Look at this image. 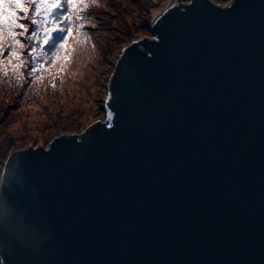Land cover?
Instances as JSON below:
<instances>
[{"label": "water", "instance_id": "95a60500", "mask_svg": "<svg viewBox=\"0 0 264 264\" xmlns=\"http://www.w3.org/2000/svg\"><path fill=\"white\" fill-rule=\"evenodd\" d=\"M104 78V121L11 152L0 264H264V0L175 1Z\"/></svg>", "mask_w": 264, "mask_h": 264}, {"label": "rangeland", "instance_id": "374dc122", "mask_svg": "<svg viewBox=\"0 0 264 264\" xmlns=\"http://www.w3.org/2000/svg\"><path fill=\"white\" fill-rule=\"evenodd\" d=\"M171 1L172 0H143L142 6H137V1L128 0V5L136 8L131 17H127L125 14L123 15V20L127 22V25L123 26L121 34L113 32L112 35H109L110 32H106L109 31L108 27H105V24L108 25L114 20L111 26L115 27L119 20L115 18L109 20L106 18V21H104L102 17L103 19L99 18L97 20H103L106 22L105 24L99 21L95 23L97 20H94L95 15L93 14L91 22L90 20L89 22L86 20V22L90 23V25L94 27V30L96 29L97 31L95 39L90 43L87 40H82L80 26L82 23L79 24L78 31V26L74 25L76 18L71 16V22L67 28L70 31L65 32L67 33L65 35L67 39L63 46L59 48L56 56L59 61L56 63L57 66L55 68L59 69L61 72L64 71L62 78H59V75H61L60 73H54L56 71L53 73L45 72L44 77L43 74H38L36 77L33 78L32 76L31 78V70L28 71V69H26L28 72L24 75L21 71L15 69V64L11 65V69L1 62L0 86L2 84L5 86L3 89L0 88V101L6 99V104H9L10 108L6 115H3V122H1L2 125H0V132H3V134L0 135V138H3L5 143L10 138H22L24 141L23 145L17 144L16 149L9 151L7 156L11 152L24 149L28 146H42L46 148L52 139L61 134H79L92 122L104 121L106 118V113L103 109L104 78L109 64L116 54L126 45L142 38H151L150 26L154 20L168 8ZM177 1L181 4H186L189 3L190 0ZM209 1L219 6H227L233 0ZM218 1L223 2L219 3ZM110 2L111 0H102L100 3L96 1L99 8L115 10L114 13L116 11L122 12L126 10L122 0H115V5ZM163 2L165 3L163 4ZM34 7L33 5H25L29 13ZM40 8H51V10L48 13L41 11V14L35 17L38 21L36 26L40 28L41 32L38 31V28V35L33 36L32 39H36L41 45H44L47 39L45 30H47V24L50 22L51 14L56 7L54 5H40ZM138 8H140V12H138L139 10L136 11ZM68 10L71 11L70 8ZM23 15H25V13L18 12L17 18ZM18 21L22 20L18 19L17 22ZM141 23H145L144 29L137 26ZM13 30H16V37H25L29 34V31L24 32L22 29ZM61 38L59 41H56V43H53V52L58 49ZM125 39L126 42L121 41ZM120 41L121 43H119ZM15 47L14 56L19 54L16 53L19 51V48L17 45H15ZM110 47L111 51L108 52ZM63 63L69 66L68 70L62 68ZM2 73H6V76L1 77L5 75ZM5 109H8V106ZM1 114L2 112H0V115ZM67 118L73 119V127H77V129L59 130L60 133H58V135L54 137L51 136L52 138L49 137L48 139H46L45 136L43 138L44 129H41L42 125L47 127L53 125L54 127V124H57L58 121ZM14 143L17 142L15 141ZM3 148L5 147L3 146ZM1 170L2 164H0V174Z\"/></svg>", "mask_w": 264, "mask_h": 264}, {"label": "trees", "instance_id": "16d2710c", "mask_svg": "<svg viewBox=\"0 0 264 264\" xmlns=\"http://www.w3.org/2000/svg\"><path fill=\"white\" fill-rule=\"evenodd\" d=\"M99 3L102 2V0H96ZM115 0H111V2L115 5L114 3ZM123 3L125 4V8L126 10L120 12V11H116L114 13L115 10H107V9H103V8H99L97 3H93L92 0H88L87 6L84 5H80V4H76V5H65L63 8H55L52 12V16H51V20L50 22L47 24V30L52 29L54 27H63L65 29L68 28V25L70 24L71 20L70 17L72 16L73 18H76V11L79 10V14L81 17H83V19L81 20H77L76 22H74V25L78 26V31H79V24L82 23V27H81V31H82V40H87L89 43L93 41V39H95V36L97 34L96 29L94 30V27L92 25H90L91 19L93 14L95 15L94 20H97L99 18H102L104 21H106V18L109 20H112L113 18H115L118 21V24L115 27H112L111 24H113L112 21L110 24L106 25L103 20H97L95 21V23H98V21L100 23L105 24V27H108L109 31L106 32H110L109 35H112L113 32L117 33V34H121L122 32V28L123 26L127 25V22L125 20H123V15L125 14L127 17H131L134 9L136 7H130L128 5V0H122ZM137 1V6H142L143 4V0H134ZM166 1V0H165ZM110 2V3H111ZM219 3L223 2V1H218ZM165 2H163L164 4ZM28 6H32V5H28ZM5 16H8L9 12H15L16 15L18 14L19 10L16 8V6L14 5H5ZM162 7V6H161ZM70 8L71 11H69L68 9ZM96 8V9H95ZM51 9V8H50ZM140 8H138L136 11H138ZM140 12V10L138 11ZM67 15L68 16V20H64V21H59V20H54L53 17H61ZM140 16V15H139ZM87 20V22H86ZM18 22H24L28 24V28H29V34H32V32H41L40 28L37 27L36 25H32L30 23V21H18ZM94 23V22H93ZM94 23V24H95ZM145 23H141L138 24L137 26L142 27V29L145 28L144 26ZM89 25V26H87ZM97 25V24H95ZM101 25V24H99ZM110 26V28H109ZM144 26V27H143ZM148 27V26H147ZM39 28V30L37 31V29ZM89 29V30H87ZM94 30V31H91ZM114 30V31H113ZM14 33L16 30H13ZM91 31V32H89ZM124 31V30H123ZM95 33V34H94ZM27 34V35H29ZM67 33H59V32H52V40H50L48 43L41 45L36 39H32L31 41H29L27 39V35L25 37H16L15 39H13L12 37H10L8 35V24L7 21L5 23V35L3 36L2 42H0V46H2L3 48V54L0 55V71L2 70V66L1 64L4 63V65L8 68H11L12 64H15L16 67L15 69L21 71L24 75L26 72L30 71L32 72L31 74V78L33 76L36 77L38 74H43V77L45 76V72H51L53 73H60L61 75H59V78H62V76L64 75V71L61 72L59 71V69H56L55 67L57 66L56 63L59 61L57 59V53L59 51V48L54 51L56 54L52 55L53 51H52V46L53 43H56V41H59V39L63 36H65ZM87 34V36L85 35ZM131 36V35H130ZM129 36V37H130ZM16 40L20 41V44H23L24 47H20L19 44L16 43ZM28 40V41H27ZM121 41H125V40H121ZM121 41L119 43H121ZM116 43V42H115ZM15 45H17V47L19 48V51H17L16 53H19L18 55L14 56V51L16 49ZM32 48H35V51L32 50ZM111 51V47L109 48V51ZM47 53V54H45ZM18 56V57H17ZM2 62V63H1ZM22 67H21V66ZM59 65V64H58ZM33 68L36 69V71H33ZM62 68L65 70L69 69V66L67 64H62ZM12 69V68H11ZM26 69H28V71H26ZM5 74L1 77H5L6 73H2ZM85 79V77H84ZM4 84H2L0 86V88H4ZM8 109H5L7 108ZM9 104H6V99H2V101H0V112H2V114L0 115V125H2L1 122H3V115H6V113L9 111ZM96 111V109H95ZM74 125V121L72 118H67L65 120H61L58 121L57 124L53 125H49L47 126H43L41 129H44V135L43 138L45 136L46 139H48L49 137H54L55 135H58L59 130H72V129H77V127H73ZM52 126V127H51ZM3 132H0V135H2ZM51 137V138H52ZM17 143H14V142ZM17 144L23 145L24 141L22 138L20 139H13L10 138L7 140V142L5 143V140L3 138H0V164H2L3 166V162L5 160V158L7 157V154L9 153V151L16 149ZM47 144V143H46ZM3 146L5 148H3Z\"/></svg>", "mask_w": 264, "mask_h": 264}, {"label": "snow or ice", "instance_id": "6c2138e0", "mask_svg": "<svg viewBox=\"0 0 264 264\" xmlns=\"http://www.w3.org/2000/svg\"><path fill=\"white\" fill-rule=\"evenodd\" d=\"M93 3H96V0H92ZM88 0H0V42H2L3 36L5 35V23L7 21L8 24V35L15 39V35L17 33H14L13 29H22L24 32L29 31L28 24L27 23H20L17 22V20L22 21H30L32 25H37L38 21L35 19L36 16H39L41 14V11H44L45 13H48L51 9L50 8H44L41 9L40 5H49V6H55L56 8H63L65 5H84L87 6ZM14 5L19 10V12L25 13V15L20 16L17 18V15L15 12H9L8 16H5V5ZM25 5H33L35 6L31 12L29 13L28 10L25 8ZM54 20L64 21L68 20V16L64 15L61 17H53ZM76 19L81 20L83 17L80 16L79 10L76 11ZM82 27V25H80ZM66 31H70L69 29H65L63 27H54L49 30H45V34L47 36V39L45 40V43H48L50 40H52V32H59V33H65ZM22 34V33H19ZM37 32H32L31 35L27 37L29 41L32 40L33 36H37ZM87 36V34H85ZM67 36H63L61 38L60 45L58 47H62L64 42L66 41ZM16 43L20 45V47H24L23 44H20L19 40H16ZM33 51H35V48H33ZM3 54V48L0 46V55ZM47 54V53H45ZM56 53L53 52L52 55H55ZM33 71H36L35 68H33Z\"/></svg>", "mask_w": 264, "mask_h": 264}, {"label": "bare ground", "instance_id": "6f19581e", "mask_svg": "<svg viewBox=\"0 0 264 264\" xmlns=\"http://www.w3.org/2000/svg\"><path fill=\"white\" fill-rule=\"evenodd\" d=\"M173 1H175V2H177V3H178V1H177V0H172V1L170 2L169 6L172 4V2H173ZM169 6H168V7H169Z\"/></svg>", "mask_w": 264, "mask_h": 264}]
</instances>
